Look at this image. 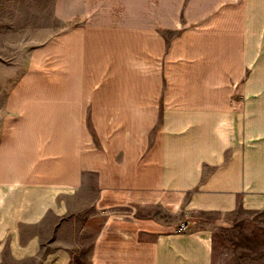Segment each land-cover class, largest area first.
<instances>
[{
    "label": "crops",
    "instance_id": "crops-1",
    "mask_svg": "<svg viewBox=\"0 0 264 264\" xmlns=\"http://www.w3.org/2000/svg\"><path fill=\"white\" fill-rule=\"evenodd\" d=\"M250 7L54 0L57 19L83 21L0 86V264L221 263V233L264 214V21ZM76 39L87 71L66 85Z\"/></svg>",
    "mask_w": 264,
    "mask_h": 264
},
{
    "label": "rangeland",
    "instance_id": "rangeland-1",
    "mask_svg": "<svg viewBox=\"0 0 264 264\" xmlns=\"http://www.w3.org/2000/svg\"><path fill=\"white\" fill-rule=\"evenodd\" d=\"M247 1L249 6L251 4L249 9L252 10L253 21H264V0ZM53 2L54 0H0V86L9 84L10 79H4L7 72H19L29 66L32 53L38 46L44 45L62 29L83 21V17L69 22L57 19L53 13ZM259 49L264 54V47ZM63 52L66 56L65 67L71 72L64 81L66 85L73 84L79 72L87 71V41L86 46H80L76 39V44L63 47ZM1 107L0 96V115ZM91 198L90 193L81 194L75 203L88 202ZM238 217L235 226L230 231L227 230L229 232L221 233L220 245L224 246L221 245L220 264H264V214L243 213ZM51 218L52 222L56 221L54 217ZM70 222L72 223H68V226L71 231H77L81 242L87 243V239L79 232V217ZM222 249L228 254L223 255ZM75 261L76 264H87V255L81 252Z\"/></svg>",
    "mask_w": 264,
    "mask_h": 264
},
{
    "label": "built area",
    "instance_id": "built-area-1",
    "mask_svg": "<svg viewBox=\"0 0 264 264\" xmlns=\"http://www.w3.org/2000/svg\"><path fill=\"white\" fill-rule=\"evenodd\" d=\"M180 230H185L186 229V226L184 224H182L180 227H179Z\"/></svg>",
    "mask_w": 264,
    "mask_h": 264
},
{
    "label": "bare ground",
    "instance_id": "bare-ground-1",
    "mask_svg": "<svg viewBox=\"0 0 264 264\" xmlns=\"http://www.w3.org/2000/svg\"><path fill=\"white\" fill-rule=\"evenodd\" d=\"M153 55H154V54H153ZM80 70H81V69H80ZM51 155H52V154H51ZM51 155H50V156H51ZM79 162H80V161H79Z\"/></svg>",
    "mask_w": 264,
    "mask_h": 264
}]
</instances>
